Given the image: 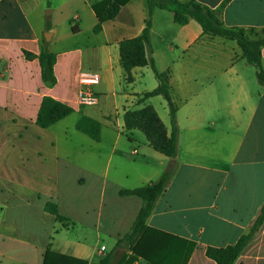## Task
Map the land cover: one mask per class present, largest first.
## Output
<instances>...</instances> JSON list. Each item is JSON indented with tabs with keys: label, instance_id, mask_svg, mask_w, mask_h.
<instances>
[{
	"label": "crops",
	"instance_id": "crops-1",
	"mask_svg": "<svg viewBox=\"0 0 264 264\" xmlns=\"http://www.w3.org/2000/svg\"><path fill=\"white\" fill-rule=\"evenodd\" d=\"M102 1L0 0V264H43L47 250L87 264L110 254L111 264H147L133 252L136 245L162 264H183L185 242L195 245L186 264H216L207 248L235 244L264 206V89L257 69L235 41L204 35L195 21L178 25L166 10L151 12L146 0H131L97 29L94 6ZM193 1L220 10L227 28L264 30V0ZM148 20L147 56L159 72H170L177 107L175 159L124 123L126 111L151 105L171 132L164 97L139 102L158 87L151 67L135 68L127 83L121 66V42L140 36ZM43 39L56 55L52 87L42 80ZM261 54L264 64V48ZM82 72L101 75L90 88L95 106L79 100ZM45 97L73 113L38 127ZM84 117L101 124L99 140L77 130ZM166 171L174 174L147 220L149 231L117 246L142 206L119 192L152 184ZM109 184L115 199H107ZM96 186L100 198L93 203ZM51 201L65 221L48 212ZM75 205L81 218L67 212ZM235 264H264V223Z\"/></svg>",
	"mask_w": 264,
	"mask_h": 264
},
{
	"label": "trees",
	"instance_id": "trees-1",
	"mask_svg": "<svg viewBox=\"0 0 264 264\" xmlns=\"http://www.w3.org/2000/svg\"><path fill=\"white\" fill-rule=\"evenodd\" d=\"M131 0H104L94 6V10L99 18V25L113 19L120 8ZM150 11L154 9L166 10L173 15L174 22L178 25H187L190 21L197 22L204 35L210 37H220L230 41H235L240 47L243 57L248 63L257 69V78L264 89V64L262 60V49L264 48V30L255 32L241 28H227L220 19V10H212L196 1L183 2L180 0H146ZM229 0H226V2ZM225 2V3H226ZM224 3V5H225ZM223 5V6H224ZM152 24L146 22V27L142 34L133 39H127L120 44L121 66L125 72L127 83L133 82L132 71L135 68L150 66L158 81V87L150 92L144 93L140 97V104L147 100L162 96L167 101L170 109L171 132L168 133L162 123L158 113L151 105H146L140 109L126 111L124 123L127 131L138 130L142 132L150 147L156 152L169 158L175 159L178 153L179 127L177 123V107L171 96L170 72L161 73L157 70L153 60L147 56V46L150 44ZM74 30V29H73ZM39 61L42 69L43 82L52 87L57 83L54 73L56 55L49 51L48 44L43 39ZM73 113V109L66 104L56 101L50 97H45L42 101L41 109L36 121L40 128H48L59 121L65 119ZM77 130L83 132L94 140H99L101 124L93 119L84 117L76 126ZM173 171H166L152 184L145 185L132 190H121L120 196H134L142 201V206L131 227V230L122 236L117 246L130 243L146 229V223L160 197L166 192L173 177ZM46 209L56 217L58 221L64 218L58 214V207L54 202H48ZM264 223V206L261 208L256 220L250 227L248 233L242 235L233 244L222 248L208 247L206 256L216 262V264H235L246 246L253 240L256 232ZM143 232V233H144ZM164 236H168L163 234ZM186 251L183 264H186L195 249L193 243L185 242ZM133 252L144 258L147 264H162L154 256L148 255L141 250V246L136 245ZM112 255L110 254L101 261L100 264H111ZM43 264H87V262L70 258L51 250H47Z\"/></svg>",
	"mask_w": 264,
	"mask_h": 264
},
{
	"label": "built area",
	"instance_id": "built-area-1",
	"mask_svg": "<svg viewBox=\"0 0 264 264\" xmlns=\"http://www.w3.org/2000/svg\"><path fill=\"white\" fill-rule=\"evenodd\" d=\"M101 75L94 72H82L80 75V83L82 86L86 87L85 90H82L79 95V100L82 104L95 106L98 104V97L90 89L93 86L100 84ZM104 250V247L101 248Z\"/></svg>",
	"mask_w": 264,
	"mask_h": 264
},
{
	"label": "rangeland",
	"instance_id": "rangeland-1",
	"mask_svg": "<svg viewBox=\"0 0 264 264\" xmlns=\"http://www.w3.org/2000/svg\"><path fill=\"white\" fill-rule=\"evenodd\" d=\"M50 11V10H49ZM251 69H255L254 67H252L251 66ZM102 161V160H101ZM77 180V179H76ZM99 186H96V188H92V192H91V199H92V202L93 203H96V202H98L99 200V198H100V196H99ZM117 197V195H116V190H115V188L113 187V186H111L110 184L108 185V189H107V199L108 200H111V199H115ZM78 198V197H77ZM77 198H75V201H76V199ZM134 199H136L137 201H140L139 200V198H136V197H133ZM74 200V199H73ZM78 202H79V205H83V204H81L80 203V199L78 198ZM67 201V200H66ZM51 202H54V201H51ZM55 204H56V202H54ZM77 204V203H76ZM57 205V204H56ZM82 208H79L78 206H76L75 205V207L74 206H70V207H68V209H67V212L68 213H70V214H72L73 216H78L77 218H81V217H79V215L81 216L82 215ZM49 212V211H48ZM50 213V212H49ZM51 214V213H50ZM58 214L60 215V212L58 211ZM52 215V214H51ZM55 217V216H54ZM61 217H63L64 218V221L66 220V218L64 217V216H62L61 215ZM56 218V217H55ZM91 219V218H90Z\"/></svg>",
	"mask_w": 264,
	"mask_h": 264
},
{
	"label": "water",
	"instance_id": "water-1",
	"mask_svg": "<svg viewBox=\"0 0 264 264\" xmlns=\"http://www.w3.org/2000/svg\"><path fill=\"white\" fill-rule=\"evenodd\" d=\"M46 41H49V38H48V36H46Z\"/></svg>",
	"mask_w": 264,
	"mask_h": 264
}]
</instances>
